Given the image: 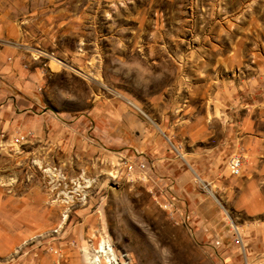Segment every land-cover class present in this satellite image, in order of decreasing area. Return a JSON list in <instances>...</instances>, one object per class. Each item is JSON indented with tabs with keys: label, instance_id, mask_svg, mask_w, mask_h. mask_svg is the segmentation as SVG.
Instances as JSON below:
<instances>
[{
	"label": "rangeland",
	"instance_id": "rangeland-1",
	"mask_svg": "<svg viewBox=\"0 0 264 264\" xmlns=\"http://www.w3.org/2000/svg\"><path fill=\"white\" fill-rule=\"evenodd\" d=\"M5 75L40 120L0 116V264H89L100 238L114 264L264 261V0H0ZM181 171L184 205L154 178Z\"/></svg>",
	"mask_w": 264,
	"mask_h": 264
},
{
	"label": "crops",
	"instance_id": "crops-1",
	"mask_svg": "<svg viewBox=\"0 0 264 264\" xmlns=\"http://www.w3.org/2000/svg\"><path fill=\"white\" fill-rule=\"evenodd\" d=\"M37 73L32 74L31 75V79H36ZM27 77V76H26ZM17 82L18 86L17 87L15 85V81ZM20 79V77L18 76L16 79H13V76H9V75H5L4 78L0 79V116H2L7 125L9 126L10 124H16V125H21V126H25V125H29V127L31 126V128L37 129V127L39 126V120H40V116L39 115H35V116H29V119L27 120V123H25L26 118L23 117V112H18L21 109H27L28 107L34 105V101L32 99V93L31 90L27 89V85H24L23 81ZM27 82H29L30 87L31 85V81L27 80ZM9 83L11 85H9ZM8 84V86H7ZM16 89L17 90V94H14L11 92V89ZM160 159H166V157H161ZM158 159V160H160ZM203 163H205V161H202ZM196 166V171H198L200 174H204L205 173V168H209V170H212V162L210 161L209 163H205V165H203L201 163L200 160L196 161V163H194ZM202 164V165H201ZM160 165H165L164 167H160L157 168L158 170L168 172L166 169V164L161 163ZM201 166H203V168H200ZM201 169V171H200ZM208 170V171H209ZM213 171L211 173V171H209L208 175H212ZM167 178H165L163 176V174H156L154 175L155 181L158 186L163 187V189L165 190V193L169 194V196L173 199H177L178 202H180L181 204H185V196H187V194H192L191 191L187 190L185 188V185L188 184V179L187 177L183 174V172L181 171L180 173H167ZM159 176V177H158ZM209 185V183H208ZM162 189V188H161ZM162 190V191H164ZM189 191V192H188ZM185 194V195H184ZM183 204V205H184ZM192 221L194 223H196V219L194 217V215H192Z\"/></svg>",
	"mask_w": 264,
	"mask_h": 264
},
{
	"label": "bare ground",
	"instance_id": "bare-ground-1",
	"mask_svg": "<svg viewBox=\"0 0 264 264\" xmlns=\"http://www.w3.org/2000/svg\"><path fill=\"white\" fill-rule=\"evenodd\" d=\"M38 52L41 53V54H43L44 51H43V52H42V51H38ZM45 54H46V53H45ZM51 58H52V60H54L57 64H64V65H66V66L69 67V65H67V64L64 63L63 61L59 60L58 58H55V57H51ZM74 70L77 71V72H80V73L82 72V71H80L79 69H74ZM81 74L85 75L86 77L89 76V74L86 73V72H84V73L82 72ZM89 77H90V76H89ZM127 102H128L131 106H133L134 109L136 108L137 110L143 112L142 109H141L137 104H135L134 102H132V101H127ZM151 121H152V120H151ZM154 124H155V126L158 128V130L162 132L161 128H160L156 123H154ZM180 155H181V154H180ZM35 162H37L38 164L40 163L39 160H35ZM35 162H34V163H35ZM45 170L49 171L52 177H55V173L53 174L52 171H51V169H50L49 167L46 168ZM110 172H111V171H110ZM108 174H109V173H108ZM83 180H84V182H86V183H85V187L89 186V185L92 183V180L89 179V178H85V177H84ZM199 180H200V182L203 184V186L205 187V189H206V190H207L212 196H214L211 187L207 186V183H205L201 178H199ZM52 181H53V180H52ZM53 186H54V185H53ZM81 187H82L81 184H77V188L74 189V192H77ZM63 194H64V197H65V198L63 199V201H68V199L72 197V195H69V193H68L67 191H64ZM77 195H80V194H77ZM64 213H65V212H64ZM234 227H235V229H236V225H235V224H234ZM91 249H92V252H89L88 257H87L89 264H104V262H106V263L109 262V263L113 264V263H112V259H114V252L112 251V248H111L110 245L106 242L105 239L100 238V240L97 242L96 246H93ZM106 257H107L108 259H106Z\"/></svg>",
	"mask_w": 264,
	"mask_h": 264
},
{
	"label": "built area",
	"instance_id": "built-area-1",
	"mask_svg": "<svg viewBox=\"0 0 264 264\" xmlns=\"http://www.w3.org/2000/svg\"><path fill=\"white\" fill-rule=\"evenodd\" d=\"M42 56V55H40ZM39 56V57H40ZM37 57V59L39 58ZM125 171L128 173V174H131L132 176H135V178L137 180H140V181H147L149 182V180L151 179V169L153 167L150 166L149 162L146 160L145 157L143 156H140L138 158L137 161L135 162H126L125 163ZM228 169H229V172L232 174V175H236L238 172H239V169H240V159L237 155L235 154H232L230 157H229V160H228ZM238 229V228H236ZM237 232V235H238V238L240 239L241 241V235L239 234V232L236 230ZM115 257V255H114ZM118 259H112V263L114 264L115 262H117ZM257 264H264V261L263 262H260V263H257Z\"/></svg>",
	"mask_w": 264,
	"mask_h": 264
}]
</instances>
